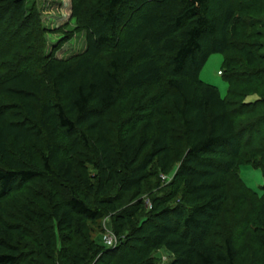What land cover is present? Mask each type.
Here are the masks:
<instances>
[{"label":"trees","instance_id":"1","mask_svg":"<svg viewBox=\"0 0 264 264\" xmlns=\"http://www.w3.org/2000/svg\"><path fill=\"white\" fill-rule=\"evenodd\" d=\"M76 3L88 46L60 61L35 2L0 0V41L26 38L0 49V264H264V186L239 174H264V0ZM103 217L114 246L83 231Z\"/></svg>","mask_w":264,"mask_h":264},{"label":"rangeland","instance_id":"2","mask_svg":"<svg viewBox=\"0 0 264 264\" xmlns=\"http://www.w3.org/2000/svg\"><path fill=\"white\" fill-rule=\"evenodd\" d=\"M33 1L40 11L39 22L40 27H42L41 29L43 30L36 31L38 32V38L44 39L45 41V49L43 51L44 55L53 54V58L56 60L69 61L78 54L86 51L88 46L86 30H84L80 24H78L79 17L77 20V18L73 15V11H77L76 0H28V3H32ZM131 6L132 3L128 2L121 10V15H125V12ZM5 39L6 37H3V40L1 39L0 49H5L6 44L10 42L20 41L21 39L26 38L15 35L13 36V39ZM25 44L26 42L23 43V49L25 50L22 52L28 51V48L25 47ZM17 53H20L19 55H23L18 50L16 51V55ZM13 57H11V59ZM222 60L223 57L220 53L212 54L201 69L200 79L205 83L215 86L221 96H225L227 93V83L222 75L218 73V70H220L222 67ZM18 87L19 86L17 85H13V89H18ZM13 111L14 109H11L12 113ZM15 113L12 117L13 119H16L19 116ZM251 118L252 117L245 118L244 120L240 121L239 125L250 122L249 119ZM256 126H258V124H253L252 129L255 130ZM84 154H87V152L84 151V149H81V152L78 156L83 158V166L85 170H87L88 173H93L92 166L85 161ZM239 174L246 186L258 192L262 191L261 187L264 186V174L262 173L261 169H256L250 165H241L239 167ZM160 177L163 183H167L172 178V173L161 174ZM40 187L43 188L45 186L40 185ZM43 193L47 194V188L43 190ZM15 195H18L22 198V193H15ZM144 198L145 208L148 209L150 207V201L147 196H143V199ZM233 200L234 198L231 199V203ZM83 231L85 232L89 241L94 242L96 245L100 244L103 246H108V243L106 242V236L111 234H113L114 240H116L114 245L119 242V237L116 236L109 228L108 217H103L96 221H86V230L83 229ZM60 245L61 242H59V247ZM153 256H155L156 264H166L172 259V255L163 249L155 252Z\"/></svg>","mask_w":264,"mask_h":264},{"label":"built area","instance_id":"3","mask_svg":"<svg viewBox=\"0 0 264 264\" xmlns=\"http://www.w3.org/2000/svg\"><path fill=\"white\" fill-rule=\"evenodd\" d=\"M106 239H107L106 242L108 243V245L114 246L116 240H114L113 234L107 235Z\"/></svg>","mask_w":264,"mask_h":264}]
</instances>
